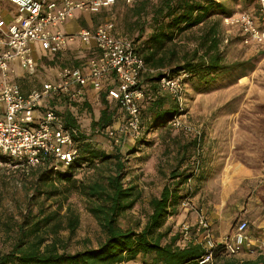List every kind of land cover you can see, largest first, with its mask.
I'll use <instances>...</instances> for the list:
<instances>
[{"label":"trees","instance_id":"obj_1","mask_svg":"<svg viewBox=\"0 0 264 264\" xmlns=\"http://www.w3.org/2000/svg\"><path fill=\"white\" fill-rule=\"evenodd\" d=\"M252 1L245 0V3L249 5ZM113 8L124 9L128 27V36L124 37L136 45V51L151 69L158 70L156 74H146L141 84L145 93L141 108L144 129L145 125L167 128L181 113L177 102L160 90L159 81L164 75L187 73V86L191 82L198 92H207L219 80L236 81L255 67L252 61L229 64L221 50L222 18L233 14L226 0H138L133 5L119 1ZM214 16L222 18L206 26L193 49L181 50L177 40ZM239 38L242 41L240 34ZM98 93L104 108L98 118H92L89 135L83 133L79 119L70 110L57 109V100L49 101L48 105L63 118L67 127L79 130L74 137L78 154L68 166L55 170L49 165L32 171L36 178L30 197L33 207L30 206L22 221L9 228L8 233L13 232L15 240L10 250L0 251V264H129L138 260L141 264H197L206 253L205 243L186 242L180 230L172 234L171 226H167L169 218L178 214L180 203L196 195L191 181H200L203 177L195 172V168H200L202 156L197 138L183 146L182 161H187V166L180 165L171 171L160 196L151 199V212L146 220L123 227L121 219L134 210L143 191L137 184L125 185L124 152L110 135L120 105L108 98L106 90ZM83 106L91 109L88 102ZM94 133L106 134L113 152L98 146L93 140ZM197 145L199 150L191 153L190 147ZM0 158L4 157L0 155ZM184 186L192 192H185ZM74 191L87 198L88 210L106 237L96 247L70 252L60 233L68 231L69 237L74 236L81 220L70 205L65 214L61 211ZM57 197L63 198L62 203L51 210L46 202ZM219 253H224L222 247L216 249L214 258ZM258 263L264 264V255Z\"/></svg>","mask_w":264,"mask_h":264},{"label":"rangeland","instance_id":"obj_2","mask_svg":"<svg viewBox=\"0 0 264 264\" xmlns=\"http://www.w3.org/2000/svg\"><path fill=\"white\" fill-rule=\"evenodd\" d=\"M226 2L233 13L258 10L255 0L249 5H246L245 0ZM1 8L3 3L0 1ZM124 12L123 8L103 11L100 13V22L113 18L117 34L127 37L128 27ZM220 18L222 17H211L205 25L194 28L179 38L177 41L180 49H193L197 43L196 38L206 26ZM223 19L221 50L225 52L227 63L252 61L255 67L245 77L236 81L219 80L207 92H198L196 86L190 82L186 87L184 121L192 130L171 126L148 128L145 125L143 135L134 138L129 147H124L123 137L126 135L116 130L124 113L121 109L117 111L116 122L109 131L113 130L110 135L119 140L116 142L124 152V183L126 186L137 184L143 191L142 199L134 210L121 219L123 227L133 226L137 220H146V216L151 212V199L160 196L169 182L171 171L180 165L182 168L187 166V161H182L183 146L195 138L201 145L202 152L200 168H195V172L203 177L200 181H191L193 192H197L191 200L195 208L209 219L213 233L219 235L231 225L246 218L250 231L257 234V225L264 221V44L244 45L239 33L233 30L229 32ZM34 78L40 84L55 81V75L44 69L37 70ZM87 102L91 109L77 103L80 108L76 107L74 114L83 127V133L89 135L92 133V118L99 117L104 103L98 91L90 92ZM93 140L101 148L113 152V146L106 134L94 133ZM198 147H190L191 153L197 152ZM35 180L32 172L26 174L8 167H0V251L10 250L14 243V233H8V230L16 222L22 221L23 216L28 213ZM183 188L185 192L189 190L188 186ZM62 200V197L54 198L47 201L46 206L56 210ZM69 205L79 213L81 221L74 236L69 237L68 231L60 233L67 242V249L76 252L86 247L98 246L106 235L89 212L87 198L77 191L72 192L64 202L62 214H65ZM36 211L37 207L34 208V212ZM178 211V214L167 222V226L172 228V234L180 230L179 224L183 222L186 213L181 203ZM195 216L196 213L191 212V220H195ZM243 259L219 253L212 264H248L247 261L241 263ZM129 264H141V261Z\"/></svg>","mask_w":264,"mask_h":264},{"label":"built area","instance_id":"obj_3","mask_svg":"<svg viewBox=\"0 0 264 264\" xmlns=\"http://www.w3.org/2000/svg\"><path fill=\"white\" fill-rule=\"evenodd\" d=\"M119 1L133 5L138 0H10L19 13L17 20L8 23L0 13V155L4 157L0 158V167L29 174L39 167L50 165L57 170L68 166L78 154L74 137L79 130L67 127L48 103L62 95L72 101L88 86L96 91L106 90L108 98L119 103L124 117L117 131L133 138L143 135L141 108L145 93L141 84L146 74H156L158 70L147 65L130 39L114 33L113 22L80 31L81 40L89 46L94 43L97 48L86 68L65 67L58 72L56 81L44 82L29 93L13 80L17 69L32 76L40 69L36 45L43 52L56 55L74 40L75 36L63 32L62 24L79 12L98 14ZM256 11L233 13L223 19L229 32L237 31L247 46L264 44V0H258ZM188 77L187 73L166 74L159 86L177 102L181 112L170 126L190 131L191 126L184 121ZM181 206L186 212L196 213L194 224H179L183 239L205 243L206 253L197 264H212L219 247L227 255L236 256L251 245L248 220L241 219L229 235L218 239L208 218L190 198L184 199ZM261 247L264 248V238Z\"/></svg>","mask_w":264,"mask_h":264},{"label":"crops","instance_id":"obj_4","mask_svg":"<svg viewBox=\"0 0 264 264\" xmlns=\"http://www.w3.org/2000/svg\"><path fill=\"white\" fill-rule=\"evenodd\" d=\"M0 1L3 3V8L0 9V13H3L5 15L7 22L12 23L16 21L19 16V13L17 9L10 3V0H0ZM108 10H113V6ZM100 19H101L100 13L92 14L89 12H79L76 14V16L73 19H70L66 23L62 24L61 29L63 30V32H65L66 34L73 35L75 36V38L73 41H71L68 44L65 50H63L59 54L56 55L47 54L46 52L42 51L43 49L39 45H36L34 49L36 50L35 57L40 62V69H44V71H49L50 73H53L55 75V81H56L58 72L65 67L86 68L88 59L97 53V48L94 43L91 44V46L85 44L79 37V33L84 28L94 30L100 24L105 23V22H100ZM110 22H113V18H111ZM114 33L118 35L116 28ZM120 37H124V36H120ZM34 79H35L34 76L28 74L27 72L22 71L21 69H17L16 74L13 76V80L21 86L22 90L25 93H29L31 90L41 87V85L44 83L43 82L40 84L38 81H35ZM74 90H76V88ZM92 91L96 92L92 87L88 86L84 89L83 94L81 96L76 97L72 101L68 98L67 95H62L60 97L54 98L55 100H57L55 103L57 109H60L62 111L70 110L74 114V110L76 109V107L80 108V106L77 103L84 105V102H87L90 92ZM132 140H134L133 137L130 136L123 137L124 147L130 145V142ZM190 214L191 212L190 213L186 212L183 221H187L191 224H194L193 221L195 220H191ZM236 224L231 225L227 231H223L219 235H215V234L214 235L218 239L226 235H229ZM257 227L259 228L257 234H254L251 231L249 232L252 240L251 245L246 247L243 250V252H241L239 255H236V257L244 258L243 260H241V263L247 261L248 264H259L258 259L264 253V248L261 247V241L264 238V221H261L257 225Z\"/></svg>","mask_w":264,"mask_h":264}]
</instances>
